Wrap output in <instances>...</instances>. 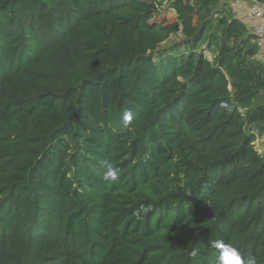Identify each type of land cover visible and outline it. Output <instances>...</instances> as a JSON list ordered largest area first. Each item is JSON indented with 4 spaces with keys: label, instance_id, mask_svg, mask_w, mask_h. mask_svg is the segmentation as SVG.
Listing matches in <instances>:
<instances>
[{
    "label": "trees",
    "instance_id": "1",
    "mask_svg": "<svg viewBox=\"0 0 264 264\" xmlns=\"http://www.w3.org/2000/svg\"><path fill=\"white\" fill-rule=\"evenodd\" d=\"M224 1L0 0V264H264L263 49Z\"/></svg>",
    "mask_w": 264,
    "mask_h": 264
},
{
    "label": "clouds",
    "instance_id": "2",
    "mask_svg": "<svg viewBox=\"0 0 264 264\" xmlns=\"http://www.w3.org/2000/svg\"><path fill=\"white\" fill-rule=\"evenodd\" d=\"M132 119L133 115L130 110L123 113L122 120L125 126L129 125ZM102 167L104 168L102 179L105 182H115L119 179L118 169L110 160H103ZM211 246L217 251L216 264H245L240 252L231 244L223 240H215L211 242ZM195 254L194 252L193 255ZM247 264H256V261L249 259Z\"/></svg>",
    "mask_w": 264,
    "mask_h": 264
},
{
    "label": "built area",
    "instance_id": "3",
    "mask_svg": "<svg viewBox=\"0 0 264 264\" xmlns=\"http://www.w3.org/2000/svg\"><path fill=\"white\" fill-rule=\"evenodd\" d=\"M233 8H240L248 29L256 37L257 44L264 47V2L262 0H230Z\"/></svg>",
    "mask_w": 264,
    "mask_h": 264
},
{
    "label": "rangeland",
    "instance_id": "4",
    "mask_svg": "<svg viewBox=\"0 0 264 264\" xmlns=\"http://www.w3.org/2000/svg\"><path fill=\"white\" fill-rule=\"evenodd\" d=\"M223 2H225L224 0H223ZM235 9V8H234ZM239 10V11H238ZM234 13L237 15V16H242V18H243V15H242V12H241V10H240V8H237V9H235L234 10ZM168 17L170 18V20H173L174 18H175V14L173 13V12H170L169 11V14H168ZM182 36H181V34L180 35H173V36H171V39L169 40V43H172L173 42V40H175V39H180ZM165 44H166V42H165ZM164 44V45H165ZM262 51L261 52H259V54L256 56V59L258 60V61H260V62H263L264 63V47H262ZM202 50H204V52H205V54L212 60L213 59V55L211 54V52H209L208 50H206V46H204L203 48H202ZM263 142H264V137H260V138H257L255 141H254V144H255V146L260 150V151H264V144H263Z\"/></svg>",
    "mask_w": 264,
    "mask_h": 264
},
{
    "label": "crops",
    "instance_id": "5",
    "mask_svg": "<svg viewBox=\"0 0 264 264\" xmlns=\"http://www.w3.org/2000/svg\"><path fill=\"white\" fill-rule=\"evenodd\" d=\"M227 2H230V0H226Z\"/></svg>",
    "mask_w": 264,
    "mask_h": 264
}]
</instances>
